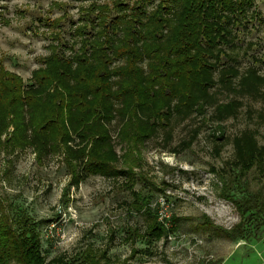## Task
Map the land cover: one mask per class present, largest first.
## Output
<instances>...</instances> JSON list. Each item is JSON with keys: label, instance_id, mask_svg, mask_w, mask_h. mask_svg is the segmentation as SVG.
I'll return each instance as SVG.
<instances>
[{"label": "rangeland", "instance_id": "374dc122", "mask_svg": "<svg viewBox=\"0 0 264 264\" xmlns=\"http://www.w3.org/2000/svg\"><path fill=\"white\" fill-rule=\"evenodd\" d=\"M92 2L0 0V74H14L26 82L34 71L46 67L52 51L71 55L78 48L83 24V36L98 32L99 19L87 24L84 17ZM114 13L111 10L108 18ZM238 17L220 47L223 57L210 69L213 82L200 111L177 114L173 99L162 126L134 142L127 140L131 132L124 121L106 122L116 164L128 177L96 174L71 186V168L61 149L36 158L31 148L5 147L8 126L0 144V198L15 210L44 220L39 228L41 248L50 264H86L81 251L90 247L99 253L105 249L110 264H205L217 258H222L221 264H264V232L258 238L229 240L202 224L204 215L226 228L238 221L222 192L229 189L244 197L247 191L264 190V156L243 177L233 166L235 138L248 134L246 139L264 145V0H253ZM122 62L123 58L115 59L110 66ZM115 104L131 105L127 100ZM129 178L130 188L177 220L166 239L146 244L137 238L133 245L126 241L128 226L143 228L140 214L129 212L125 204L131 200ZM132 248L137 252L133 254Z\"/></svg>", "mask_w": 264, "mask_h": 264}, {"label": "trees", "instance_id": "16d2710c", "mask_svg": "<svg viewBox=\"0 0 264 264\" xmlns=\"http://www.w3.org/2000/svg\"><path fill=\"white\" fill-rule=\"evenodd\" d=\"M95 1L84 17L87 24L99 19L98 32L83 36V24L78 48L71 55L52 51L46 67L34 71L26 82L14 74H0V144L11 126L2 140L5 147L31 148L36 158L61 149L71 168V186L96 174L127 176L126 169L116 164L109 119L124 121L131 132L127 140L134 142L162 126L173 99L177 114L200 111L206 88L213 82L210 69L223 57L220 47L226 44L228 27L253 5V0H113L111 5ZM111 10L115 13L108 18ZM119 58L123 62L111 67ZM124 100L130 102L128 108L115 104ZM246 135L234 140L233 166L242 177L264 156V145L257 146ZM128 181L131 200L125 204L129 212L140 214L143 228L128 226L126 241L133 245L137 238L146 244L166 239L177 220L168 215L164 225L150 197L130 188L133 181ZM220 195L233 204L239 219L226 228L204 215L205 227L229 240L258 238L264 232L261 187L244 197L229 189ZM42 221L0 198V264H50L41 248ZM81 254L86 264H110L105 249L99 253L90 247ZM221 262L217 258L205 264Z\"/></svg>", "mask_w": 264, "mask_h": 264}, {"label": "built area", "instance_id": "2783aa9c", "mask_svg": "<svg viewBox=\"0 0 264 264\" xmlns=\"http://www.w3.org/2000/svg\"><path fill=\"white\" fill-rule=\"evenodd\" d=\"M159 204L163 205L164 200L163 198H159ZM157 213H158V219L164 224L167 225L168 224V220L166 219L168 217V214L166 213H162L161 210H158L157 208Z\"/></svg>", "mask_w": 264, "mask_h": 264}, {"label": "crops", "instance_id": "0c3cea01", "mask_svg": "<svg viewBox=\"0 0 264 264\" xmlns=\"http://www.w3.org/2000/svg\"><path fill=\"white\" fill-rule=\"evenodd\" d=\"M221 264V263H220Z\"/></svg>", "mask_w": 264, "mask_h": 264}]
</instances>
